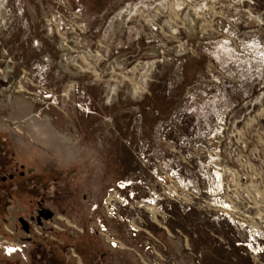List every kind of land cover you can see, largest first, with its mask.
<instances>
[{
	"label": "rangeland",
	"instance_id": "obj_1",
	"mask_svg": "<svg viewBox=\"0 0 264 264\" xmlns=\"http://www.w3.org/2000/svg\"><path fill=\"white\" fill-rule=\"evenodd\" d=\"M4 162L116 264H264V0H0Z\"/></svg>",
	"mask_w": 264,
	"mask_h": 264
},
{
	"label": "flooded vegetation",
	"instance_id": "obj_2",
	"mask_svg": "<svg viewBox=\"0 0 264 264\" xmlns=\"http://www.w3.org/2000/svg\"><path fill=\"white\" fill-rule=\"evenodd\" d=\"M17 175L22 177L23 173ZM28 182L17 181L15 171L7 169L5 162L0 164V229L8 226L6 233L0 231V242L14 244L17 237L21 242L8 250L0 248V264H116L109 246L94 244L96 234L91 226L95 225V208L80 224V218H74L81 229H70L63 223V193L55 199L40 196L36 183ZM21 192L31 197L22 200L21 211L16 213V195ZM33 227L41 231L40 235L33 233Z\"/></svg>",
	"mask_w": 264,
	"mask_h": 264
},
{
	"label": "built area",
	"instance_id": "obj_3",
	"mask_svg": "<svg viewBox=\"0 0 264 264\" xmlns=\"http://www.w3.org/2000/svg\"><path fill=\"white\" fill-rule=\"evenodd\" d=\"M6 250V249H5ZM8 250V249H7Z\"/></svg>",
	"mask_w": 264,
	"mask_h": 264
}]
</instances>
